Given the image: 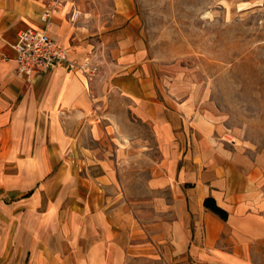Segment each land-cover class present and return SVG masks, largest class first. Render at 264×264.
I'll use <instances>...</instances> for the list:
<instances>
[{"label":"crops","instance_id":"1","mask_svg":"<svg viewBox=\"0 0 264 264\" xmlns=\"http://www.w3.org/2000/svg\"><path fill=\"white\" fill-rule=\"evenodd\" d=\"M98 3L86 22L62 10L46 28L96 72L56 66L24 82L8 44L44 28L42 5L0 0V264H264V164L162 73L132 0ZM133 127L149 130L157 158L130 198L120 171Z\"/></svg>","mask_w":264,"mask_h":264},{"label":"rangeland","instance_id":"2","mask_svg":"<svg viewBox=\"0 0 264 264\" xmlns=\"http://www.w3.org/2000/svg\"><path fill=\"white\" fill-rule=\"evenodd\" d=\"M42 9L55 2L70 23L88 21L85 10L99 0H38ZM111 6L103 0L101 7ZM138 35L164 72H174L193 88L199 108L217 120L226 138L252 161L264 164V2L253 0H132ZM107 10V9H106ZM77 12L74 19L71 13ZM122 160L121 181L130 198L156 160L147 128Z\"/></svg>","mask_w":264,"mask_h":264},{"label":"built area","instance_id":"3","mask_svg":"<svg viewBox=\"0 0 264 264\" xmlns=\"http://www.w3.org/2000/svg\"><path fill=\"white\" fill-rule=\"evenodd\" d=\"M58 13L59 9L55 2L45 4L39 15L44 28L18 30L15 40L8 44L13 51L14 74L18 79L29 82L33 73L48 71L56 66L77 71L84 77L96 72L97 67L90 62L88 56L79 62L71 60L68 58V49L49 37L46 28L51 18ZM76 16L77 12L73 11L70 19Z\"/></svg>","mask_w":264,"mask_h":264},{"label":"trees","instance_id":"4","mask_svg":"<svg viewBox=\"0 0 264 264\" xmlns=\"http://www.w3.org/2000/svg\"><path fill=\"white\" fill-rule=\"evenodd\" d=\"M204 207L208 208L211 212H213L215 215L220 217L221 219H224L226 217V212L222 210L221 208L217 207L211 198H205L203 200Z\"/></svg>","mask_w":264,"mask_h":264}]
</instances>
